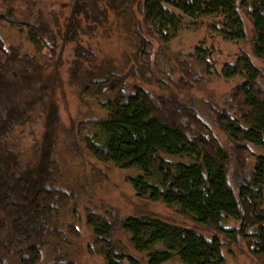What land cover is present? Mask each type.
Instances as JSON below:
<instances>
[{
    "label": "rangeland",
    "instance_id": "obj_1",
    "mask_svg": "<svg viewBox=\"0 0 264 264\" xmlns=\"http://www.w3.org/2000/svg\"><path fill=\"white\" fill-rule=\"evenodd\" d=\"M133 8L135 18L142 21L143 16L136 4H133ZM240 11L247 31V38L243 41H233L219 32L218 27L225 23L224 17L220 15L195 19L191 25L193 27L176 35L168 48L158 39L149 37L154 48L151 69L145 74L151 81H145L140 75V66L134 64L137 47L134 44L133 27H124L120 22L113 0H0V13L18 22L16 26H0V34L6 45L17 46L23 53H36L30 40L31 26H23L24 22L44 24L59 45L56 55L59 63H52L54 53L41 41L42 55L50 59L49 62L45 63L42 57H38L37 67L16 66L9 73L0 71V84L7 88L10 101L22 111L15 130L0 139V152L18 162L20 169L34 168L43 152L51 153L65 181L64 185L72 192L71 199H68L67 214L63 215L60 223L67 239H56L47 245L37 264L67 261L75 264H106L97 240V235L103 234V231H94V226L88 224L89 213L104 217L110 223L107 229L113 233L111 240L133 255L135 249L131 236L124 229L128 217L149 215L195 228L208 238L222 235L218 233V219L202 206V201L195 195L194 203L189 202L180 193V189L189 191L197 186V182L193 183L189 169L179 168L174 174L171 171L174 166L169 167L163 162L162 171H165L168 180L175 179L167 187L165 195L142 178L130 182L129 177L139 172L136 165L146 168L160 152L179 154L191 150L179 135L143 123L144 93L141 88L153 95H174L196 107L201 115L210 120L207 103L222 106L230 89L239 81L208 77L186 86L181 81L185 75L180 60L182 57H178L180 51L190 50L201 41L208 46L214 45V56L219 68L224 62H235L238 55L244 52L261 68L264 75V60L253 51V23L244 9ZM71 16L73 27L69 29L68 18ZM56 19L60 20V26L55 25ZM129 19L124 20L127 22ZM75 30L80 35L77 44L86 50L91 48L95 54L93 60L81 59L75 51L78 46L71 40L64 41L65 36H72ZM37 38L40 39V35ZM130 64H134V72L138 73V76L128 78L130 90L135 88L133 91L136 94L130 107L116 109L113 118L101 124L108 128L112 139L107 149L98 151L88 135L97 124L95 120L105 116L108 119L110 115L97 101L82 98L80 82L89 76L88 70L96 74L110 67L129 70ZM214 131L230 156L229 179L237 192L239 182L250 173L260 158L258 156L264 155V148L250 145L251 154L242 157L235 143L217 125H214ZM95 154H98V159ZM160 197H164V200ZM194 218L206 224L197 223ZM94 224L97 227L99 225ZM126 224V228L134 233L133 241L138 248L148 249L156 242L150 238L145 227H133L136 225L134 221ZM225 224L234 226L237 223L229 220ZM7 232V228L0 226V245L2 240L7 241ZM174 233V238L178 239L172 248H176L177 242L181 240L180 243L187 244L184 255L180 256L189 264H262L250 252L244 239L233 243L223 235L222 252L216 241H203L194 253L190 248L189 236ZM1 247L0 253H3ZM105 248L111 249V245ZM113 252L109 251L110 264H122L120 257L115 254L118 251L115 249ZM168 253H155L151 263L167 260L170 257ZM143 254L140 252L138 256ZM4 255L8 264H21L15 253L6 252ZM141 257L143 263L148 264L147 259ZM129 261L130 264H138L133 258H129ZM163 264L184 263L176 258Z\"/></svg>",
    "mask_w": 264,
    "mask_h": 264
},
{
    "label": "trees",
    "instance_id": "obj_2",
    "mask_svg": "<svg viewBox=\"0 0 264 264\" xmlns=\"http://www.w3.org/2000/svg\"><path fill=\"white\" fill-rule=\"evenodd\" d=\"M113 1L120 22L124 27H133L134 44L137 47L134 64L140 66V75L145 81H151L145 76L151 69L154 48L149 37L158 39L165 48H168L176 35L193 27L191 25L195 19L206 15H220L224 17L225 23L218 27L219 32L233 41H243L247 38V31L241 8L247 12L254 26L253 51L257 57L264 60V0ZM133 4H136L138 12L142 14V21L135 18ZM128 17L130 19L126 22ZM68 19L70 21L68 27L71 29L73 18L71 16ZM54 21L56 26L61 25L60 20ZM17 23L0 13V26H16ZM22 25L31 26L30 40L35 46L36 53L34 55L23 53L17 46L6 45L0 34V71L9 73L16 66L37 67L38 57H42L45 63L49 62L50 59L42 55L41 41L54 53L52 63H59L60 60L56 57L59 45L54 41L50 29L44 27L42 23L31 25L24 22ZM38 35L40 39L37 38ZM79 39L80 35L75 30L72 36H65L64 41L71 40L78 46L75 51L81 59L93 60L95 57L93 50L91 48L86 50L77 44ZM203 42L194 45L190 50L180 51L178 57H182L180 60L185 75L181 81L186 86H192L205 78L216 77L226 80L238 79V83L230 89L222 106L207 103L211 114L210 120L201 115L196 107L188 105L174 95H153L149 90L138 87L144 93L143 123L146 126H159L179 135L191 150L179 154L160 152L151 159L146 168L136 165L139 172L130 176L129 180L131 182L142 178L144 182L158 188L165 195L167 187L174 183L175 179L168 180L165 171H162L163 162L169 167L174 166L171 169L174 174L179 168L189 169L193 183L197 182V186H193L189 191L185 189L179 191L189 202L194 203L195 195L202 201V206L218 219L217 229L222 235L208 238L195 228L149 215L128 217L124 229L131 236L132 247L135 249L133 255L125 252L122 246L120 248L119 244L111 240L113 233L107 229L110 223L104 217L89 213L88 224L94 226V231L98 229L103 231V234L97 235V240L106 264H110L109 251L111 253L115 249L118 251L115 254L120 257L122 264L127 262L130 264L129 258H133L138 264H144L141 256L145 257L144 260L147 259L146 263L152 264L151 260L155 253L165 252H169L170 257L158 264L172 262L176 258L184 264H189L180 256L184 255L183 250L188 248L187 244L180 243L181 240L177 242L180 246L177 244L176 248H172L174 241L178 239L174 238L176 237L174 232L189 236L190 248L194 253L203 241H216L222 252L223 235L233 243L244 239L250 252L264 264V155L258 156L260 158L256 160L250 173L239 182L236 192L229 179L230 156L214 131V125H217L235 143L242 157L251 154L250 145L264 148V75L261 68L244 52L238 55L235 62H224L219 68L214 56L216 48ZM134 64H130L129 70H122L123 67L122 69L110 67L103 68L97 74L88 70L89 76L80 82L82 98L97 101L110 115L108 119L105 116L95 120L97 124L88 135L98 151L107 149L112 139L108 128L101 124L113 118L116 109L130 107L133 95L136 94L133 91L135 88L130 90L131 85L128 82L130 76H138V73L134 72ZM21 115V109L10 101L7 88L0 84V139L15 130ZM95 156L99 158L98 154ZM64 184L65 181L61 178L56 160L51 153L43 152L34 168L20 169L18 162L0 152V226L7 228L8 231L7 241L1 242L4 252L0 253V264H8L4 255L6 252L15 253L21 264H37L47 245L56 239H67L60 223L63 215L67 214L68 199H71L72 192ZM160 199L164 200V197ZM183 213L188 215L186 212ZM193 220L206 224L195 218ZM229 220L237 224L226 225L225 222ZM128 221L136 222L133 226L135 228L145 227L150 238H154L156 242L148 249L138 248L133 241L134 233L126 228ZM94 222L99 223L98 227ZM108 244L111 245V249L105 248ZM140 252L144 254L138 256ZM54 264L75 263L67 261Z\"/></svg>",
    "mask_w": 264,
    "mask_h": 264
}]
</instances>
